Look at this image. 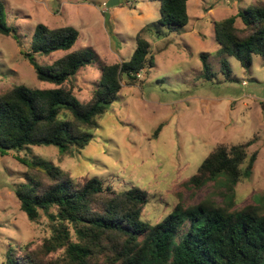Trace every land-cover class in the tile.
I'll return each instance as SVG.
<instances>
[{
	"label": "rangeland",
	"instance_id": "rangeland-1",
	"mask_svg": "<svg viewBox=\"0 0 264 264\" xmlns=\"http://www.w3.org/2000/svg\"><path fill=\"white\" fill-rule=\"evenodd\" d=\"M109 1L0 0L5 23L18 35L17 40L0 35V95L18 85L55 87L39 81L24 56L39 25L79 32L70 51L38 55L39 64L51 65L81 50L94 55V63L67 85L82 103L93 97L103 67L131 59L141 32L154 61L136 83L123 78L118 100L98 119L94 139L79 153L39 146L0 156V264L10 244L34 250L49 234L47 218L31 223L15 197L26 178L18 156L40 159L74 179L98 178L118 191H146L144 219L156 224L178 203L188 207L211 200L231 206L223 188L209 184L195 191L185 184L217 147L252 141L248 155L256 153L257 159L251 177L235 189L233 210L256 206L264 212V59L254 55L250 69H244L237 59L218 55L215 37L216 23L264 0H190L189 24L176 32L158 25L159 1L119 0L107 8ZM238 27L247 31L240 20ZM201 54L212 68L209 80L203 77ZM222 59L228 62L229 79L221 70Z\"/></svg>",
	"mask_w": 264,
	"mask_h": 264
},
{
	"label": "trees",
	"instance_id": "trees-1",
	"mask_svg": "<svg viewBox=\"0 0 264 264\" xmlns=\"http://www.w3.org/2000/svg\"><path fill=\"white\" fill-rule=\"evenodd\" d=\"M152 1L160 2V27L176 32L188 26L190 0ZM4 20L0 3V35L17 40L16 30ZM238 20L247 31L238 27ZM215 37L220 57H233L250 69L254 55L264 59V2L216 23ZM78 39L79 32L72 27H37L24 56L38 80L55 87L18 85L0 95V156L39 146L79 153L94 139L98 119L118 100L123 78L136 83L143 71L154 67L150 43L141 32L131 59L103 67L93 97L82 103L67 85L94 63L92 53L75 51L51 65L37 61L38 55L70 51ZM201 61L203 77L209 80L208 57L201 54ZM221 70L229 79L225 59ZM252 145L250 141L217 147L185 184L195 191L209 184L223 188L231 206L211 200L188 207L178 203L156 224L144 219L146 191H118L98 178L74 179L40 159L18 156L26 178L15 188V197L31 223L47 218L49 234L34 250L10 244L5 264H264V212L256 206L233 210L235 189L243 178L251 177L257 159L256 153L248 155Z\"/></svg>",
	"mask_w": 264,
	"mask_h": 264
},
{
	"label": "water",
	"instance_id": "water-1",
	"mask_svg": "<svg viewBox=\"0 0 264 264\" xmlns=\"http://www.w3.org/2000/svg\"><path fill=\"white\" fill-rule=\"evenodd\" d=\"M119 0H110L107 4H106V6H107V8H112V7H116V6H118L119 5Z\"/></svg>",
	"mask_w": 264,
	"mask_h": 264
}]
</instances>
